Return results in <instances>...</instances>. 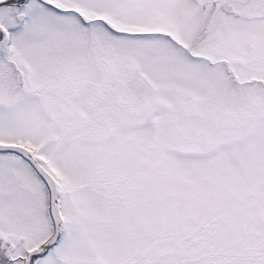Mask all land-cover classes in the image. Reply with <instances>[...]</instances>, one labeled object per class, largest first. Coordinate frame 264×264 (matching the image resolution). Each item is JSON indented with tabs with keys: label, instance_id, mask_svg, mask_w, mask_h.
Segmentation results:
<instances>
[{
	"label": "snow or ice",
	"instance_id": "obj_1",
	"mask_svg": "<svg viewBox=\"0 0 264 264\" xmlns=\"http://www.w3.org/2000/svg\"><path fill=\"white\" fill-rule=\"evenodd\" d=\"M0 264H264V0H0Z\"/></svg>",
	"mask_w": 264,
	"mask_h": 264
}]
</instances>
